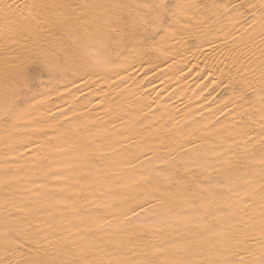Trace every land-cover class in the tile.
Wrapping results in <instances>:
<instances>
[{"label": "bare ground", "instance_id": "obj_1", "mask_svg": "<svg viewBox=\"0 0 264 264\" xmlns=\"http://www.w3.org/2000/svg\"><path fill=\"white\" fill-rule=\"evenodd\" d=\"M0 111V264H264V0H0Z\"/></svg>", "mask_w": 264, "mask_h": 264}, {"label": "rangeland", "instance_id": "obj_2", "mask_svg": "<svg viewBox=\"0 0 264 264\" xmlns=\"http://www.w3.org/2000/svg\"><path fill=\"white\" fill-rule=\"evenodd\" d=\"M31 55H33V54H31ZM27 61H28V63H29V60L30 61H33L34 60V57L33 56H29V57H27V58H25ZM47 78H46V76L44 75V80H46ZM45 87V88H44ZM48 89H49V86H47V85H44V86H42V88L40 89L41 91H48ZM9 95V94H8ZM8 95H6V99H7V102H6V106H8V103H9V108L8 107H4L2 110H4V112L6 111V110H9L10 109V107H11V102H10V100L12 99V97H10V96H8ZM41 97H43L44 99H45V101H44V99L43 98H41ZM41 97L38 99V103L37 104H39V103H42L43 105L45 104V103H47V102H49V101H54L55 100V98L53 97V96H47V94L46 93H41ZM46 97V98H45ZM11 98V99H10ZM10 99V100H9ZM43 99V100H42ZM44 101V102H43ZM37 111V109H34L33 111H32V113L33 112H36ZM1 112V111H0ZM3 112V113H4ZM2 114V113H1ZM33 117V116H32ZM4 125H5V127H7V129H8V133H7V135L8 136H12L14 133H17L18 135H23V134H25V132L27 131V130H29V129H27L24 125V127L22 126V122L19 120V121H17V123L16 124H14L13 125V123H11V122H9V121H7V122H4L3 123ZM22 127V128H21ZM19 128L21 129V131L19 130ZM32 129H36V128H32ZM19 130V131H18ZM54 141H52L51 142V144H50V146H56V143H54ZM3 146V142H0V148ZM50 146H48V147H50ZM52 148V147H51ZM236 153H238L237 155H235V156H237V157H240V154L242 153L241 151H239V150H236L235 151ZM27 157H29L28 155H27ZM26 155H24V156H22V158H23V160H25L26 158ZM70 160L71 159H73V158H69ZM80 158H76V161L78 162V161H80L79 160ZM75 161V160H74ZM183 229H185L186 230V228H183ZM143 248H139V245H137V246H130V249L132 248V250L131 251H133L132 253H133V255L134 256H136V254L138 255V256H141L142 254H147L149 251H150V249L152 248L151 247V244H148V245H145V246H142ZM134 249V250H133ZM144 249H146V250H144ZM136 250V251H135ZM149 250V251H148ZM131 251H128V252H131ZM147 251V252H146ZM135 252V253H134ZM136 252H138V253H136ZM142 253V254H141ZM141 254V255H140ZM43 263H44V261H43Z\"/></svg>", "mask_w": 264, "mask_h": 264}]
</instances>
